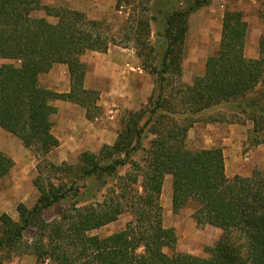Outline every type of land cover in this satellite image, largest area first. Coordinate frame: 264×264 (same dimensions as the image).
Segmentation results:
<instances>
[{
    "label": "trees",
    "instance_id": "obj_1",
    "mask_svg": "<svg viewBox=\"0 0 264 264\" xmlns=\"http://www.w3.org/2000/svg\"><path fill=\"white\" fill-rule=\"evenodd\" d=\"M169 1L171 10L160 14L171 42L159 69L152 63L148 38L142 41L141 35L150 36L156 17H138L131 27L139 57L150 62L152 73L161 74L158 95L141 111L123 115L112 146L81 154L79 182H64L58 180L71 169L46 160L61 144L52 133L56 108L51 103L76 104L89 121L98 119L100 96L84 87L88 66L82 57L107 53L113 41L98 32L102 23L82 12L45 6L42 0H0V60L9 61L0 65V129L35 154L39 193L33 207L18 205V221L7 214L0 217V258L19 252L34 255L40 264H264V169L229 178L221 148L193 151L187 145L196 116L223 105L235 106L237 114L252 122L255 145L264 144V39L258 59H248V24L242 12L226 10L219 54L207 60L204 75L191 86L174 88L173 78L180 79L183 72L190 17L211 0H184L178 6ZM130 5V0H117L116 8ZM37 11L46 16L34 17ZM56 64L69 69V93L50 91L40 82ZM13 167V160L0 152V179ZM166 176L173 178L174 212L194 203L197 225L221 231L207 251L209 258L177 251L175 230L163 222ZM109 178L115 182L102 194L95 185ZM64 201L71 205L48 222L45 213ZM82 201L88 204L79 206ZM126 215L130 220L124 229L94 234ZM31 229L29 244L25 239Z\"/></svg>",
    "mask_w": 264,
    "mask_h": 264
},
{
    "label": "rangeland",
    "instance_id": "obj_2",
    "mask_svg": "<svg viewBox=\"0 0 264 264\" xmlns=\"http://www.w3.org/2000/svg\"><path fill=\"white\" fill-rule=\"evenodd\" d=\"M130 1V6H124L118 10L116 8L117 0H42L45 6L76 10L84 13L88 20L102 23L98 32L103 33L113 41L107 53L88 52L82 57V62L88 66V71L94 72L99 67L106 78V82H102V89L98 91L102 115L93 121L96 126L94 129L107 128L106 142L100 143L92 138L88 143H61L58 149L46 157L47 162L51 164L56 166L66 164L71 169V173L64 174L58 181L62 179L64 182H70V180L79 182L81 180L79 161L81 154L84 152L99 153L103 146H112L121 130L123 115L126 112L141 111L149 105L150 99L158 95L161 74L158 70L152 73L149 68L150 62H144V58L139 57L138 46L134 40L130 39L131 27L138 17L145 16L148 19L156 17V21H151L150 36L146 37L143 33L141 35L142 41L148 38L154 50L155 59L152 63L159 69L171 42L160 11L166 13L171 10L172 5L169 0ZM171 1L176 6L185 3L184 0ZM226 10L243 13V19L248 24L244 53L248 59H258L259 44L264 39V0H211L207 6L200 8L190 17L189 31L184 44L183 72L180 79L177 76L173 78L174 88L180 85L191 86L196 78L204 75L207 60L219 54ZM33 16L42 18L46 14L44 11H37ZM49 21L57 22L54 18H49ZM7 63L9 61L0 60V65ZM45 80V76L40 79L44 86ZM91 84L96 85L93 81ZM234 107L223 105L196 116L195 123L188 132L187 145L193 151L221 148L226 161L227 176L229 178L235 176L250 177L256 169H264V150L263 152L258 150V146L255 145L252 129L244 131L248 134V139L243 143H225L222 135L225 134L226 130L230 133L229 125H235L240 130L243 129L242 127L246 129L248 122L253 125L245 117L237 114L233 110ZM53 123L55 124L54 120ZM216 134H218V138ZM93 135L92 132L91 136ZM236 152L237 156H234ZM30 155L33 158L35 168L28 172L24 185L21 184V188L18 187L20 181H18L17 172H12L13 174L9 175L10 179L6 178L4 183L0 185V189L8 194L9 198L6 202L9 206L4 205L10 207L8 213L14 217V221H18L17 207L19 204L23 203L31 208L39 198V193L34 186L38 159L31 150ZM39 159L42 158L39 157ZM124 172V170L120 171V173ZM114 182L115 179L109 178L106 183L102 182L101 185L95 186L101 188L103 194L112 187ZM86 184L89 188L93 186L88 181ZM172 196L173 178L166 176L161 197L163 222L166 228L175 230L178 238L177 251L196 257L209 258L207 251L215 246L221 236V231L212 226L197 225L193 215L198 206L194 203L189 204L181 212L175 213ZM98 197L100 200V194ZM87 201L80 202L79 206L88 204ZM70 205V201L56 205L45 213V219L48 222L58 220L60 210L62 208L67 209ZM2 213L5 212L0 210V217ZM129 220L130 216H123L118 222L104 227L94 234L102 236L114 234L124 229ZM33 234L32 229L27 232L25 239L27 243L31 244ZM0 264L40 263L37 262L34 255H22L19 252H14L9 259L6 256L0 258ZM45 264L53 263L47 261Z\"/></svg>",
    "mask_w": 264,
    "mask_h": 264
},
{
    "label": "crops",
    "instance_id": "obj_3",
    "mask_svg": "<svg viewBox=\"0 0 264 264\" xmlns=\"http://www.w3.org/2000/svg\"><path fill=\"white\" fill-rule=\"evenodd\" d=\"M44 76L46 78V89L60 94L70 92L71 81L67 65L56 64L51 72ZM105 79L104 73H102L99 67H97L94 72H87L84 87L87 90L99 91L102 89L101 85ZM92 81L93 83L95 82L96 85L91 84ZM51 105L56 108V112L52 117V120L55 121L52 133L60 143H88L92 138L100 143L106 142L107 128L99 127L94 129L96 126L86 118L85 109L76 104L62 101H54ZM242 128L243 129L240 130V128L238 129L235 125H229L228 130H230V133L226 130L225 134L222 135L225 143H243L246 141L248 139V134L244 131L253 129V125L248 122L246 129L244 127ZM92 132L94 133L93 136H91ZM216 136L218 138V134H216ZM217 138L215 140H217ZM258 150L263 152L264 144L259 145ZM0 152L10 157L14 162V167L11 172L6 177L0 179V185L4 183L6 178L10 179L9 175H12V172H17L18 181H20L18 182V187L21 188V184L24 185V182L27 179L28 172L33 171L35 168L33 158L30 155V150L27 149L23 142L16 136L4 129H0ZM236 154L237 152L234 153V156H237ZM8 198V194L0 189V210L5 212L2 213V215H9L8 212L10 207H6L9 206L6 202ZM9 216L11 217V215ZM11 218L14 219L13 216Z\"/></svg>",
    "mask_w": 264,
    "mask_h": 264
}]
</instances>
